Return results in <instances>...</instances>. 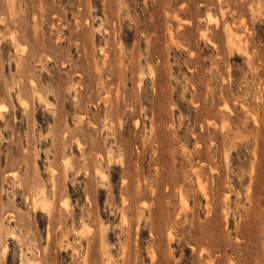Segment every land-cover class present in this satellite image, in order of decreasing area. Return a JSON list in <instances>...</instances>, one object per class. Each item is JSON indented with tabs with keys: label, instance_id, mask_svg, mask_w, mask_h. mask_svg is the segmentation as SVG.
<instances>
[{
	"label": "rangeland",
	"instance_id": "1",
	"mask_svg": "<svg viewBox=\"0 0 264 264\" xmlns=\"http://www.w3.org/2000/svg\"><path fill=\"white\" fill-rule=\"evenodd\" d=\"M0 264H264V0H0Z\"/></svg>",
	"mask_w": 264,
	"mask_h": 264
},
{
	"label": "bare ground",
	"instance_id": "2",
	"mask_svg": "<svg viewBox=\"0 0 264 264\" xmlns=\"http://www.w3.org/2000/svg\"><path fill=\"white\" fill-rule=\"evenodd\" d=\"M228 30H229V29H228ZM44 197H45V196H44ZM39 199H40V198H39ZM64 204H65V203H64ZM36 206H38L37 203H36ZM36 206H35V207H36Z\"/></svg>",
	"mask_w": 264,
	"mask_h": 264
}]
</instances>
